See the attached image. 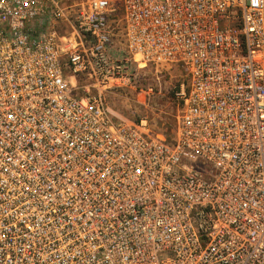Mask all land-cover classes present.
<instances>
[{"label":"built area","instance_id":"obj_1","mask_svg":"<svg viewBox=\"0 0 264 264\" xmlns=\"http://www.w3.org/2000/svg\"><path fill=\"white\" fill-rule=\"evenodd\" d=\"M0 264H264V0H0Z\"/></svg>","mask_w":264,"mask_h":264},{"label":"rangeland","instance_id":"obj_2","mask_svg":"<svg viewBox=\"0 0 264 264\" xmlns=\"http://www.w3.org/2000/svg\"><path fill=\"white\" fill-rule=\"evenodd\" d=\"M177 87L178 78L174 72L142 70L130 88L109 94L107 104L115 121L145 119L153 130L173 138L181 107L174 95Z\"/></svg>","mask_w":264,"mask_h":264}]
</instances>
